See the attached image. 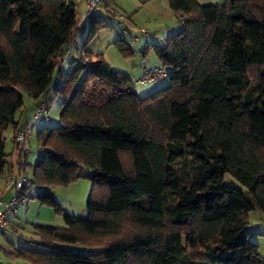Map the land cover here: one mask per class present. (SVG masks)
Listing matches in <instances>:
<instances>
[{
	"label": "trees",
	"instance_id": "1",
	"mask_svg": "<svg viewBox=\"0 0 264 264\" xmlns=\"http://www.w3.org/2000/svg\"><path fill=\"white\" fill-rule=\"evenodd\" d=\"M77 5L0 0V177L29 167L3 136L27 123L17 122L24 91L34 108L60 99L59 124L37 132L31 183L91 181L85 217L38 193L64 226L34 225L37 248L4 253L24 264H264L244 230L250 211L264 214V0H168L184 20L153 48L169 82L145 97L101 55L92 61L88 43L111 17L83 25ZM114 44L130 52L126 38Z\"/></svg>",
	"mask_w": 264,
	"mask_h": 264
},
{
	"label": "rangeland",
	"instance_id": "2",
	"mask_svg": "<svg viewBox=\"0 0 264 264\" xmlns=\"http://www.w3.org/2000/svg\"><path fill=\"white\" fill-rule=\"evenodd\" d=\"M120 1L124 2L123 4L126 5V8H117L113 3L111 4L104 0L102 10L104 13L113 16L114 19L112 18L111 23H106V27L98 31L97 35L89 41L88 47L90 46L93 49L92 52L94 55H101L111 69L130 77L135 92L140 97H145L155 90L165 87L169 80L162 79L147 83H137L141 75V69L144 67H161L153 48L162 46L168 36L177 33L181 29L182 24L173 13V17L169 19L165 10L161 8V4L156 3V1L151 5H148L149 1H140L139 3L137 0ZM213 1L214 3L222 4L225 0ZM105 8L112 12L106 11ZM77 13L81 20L83 13L82 2H79L77 5ZM171 22H174L176 27L171 34H165V32L159 30V28H164L166 23L170 24ZM87 29V26H84L83 31L76 39L80 46H82L86 37ZM140 29L148 30L150 34L141 35V33H139ZM123 30H127L132 34H134V31L139 30V32L134 35L140 37V43L135 41L132 36L123 35ZM122 38L128 40L127 45L130 52L127 54H123L118 49V46L114 44L117 40H122ZM72 50L74 51V49ZM21 94L25 106L31 99L24 91H21ZM52 98L53 95H51V99ZM59 104L60 99H56L52 103L49 100V105L52 107L50 118L40 120L33 127L30 140L31 152L27 157L29 167L25 173L26 179L30 181L26 184V190L24 191L28 200L26 204L13 214V216L11 215L9 217V220L14 224L16 230H7L3 235H0V256L5 262L24 264V262L19 259H10L9 256L4 253V251L8 252L12 249L10 244H13L15 247L37 248V246L33 244L38 241V237L34 233V225L64 226L62 215L57 213L54 207L41 204L36 199L38 193L49 192L57 205L67 214L78 217H85L87 215L86 202L91 190V181L88 177L83 176L67 185L41 186L31 183L33 180L32 167L37 161L39 149L36 138L37 132L43 127H52L59 124ZM9 134L8 130L3 132V136L5 137V151L7 154H10L12 151L11 137ZM13 155L9 158L14 159L15 155ZM6 174L9 173H5L0 177V190L3 188L4 176ZM231 183L240 187L236 181H232ZM244 230L253 234L250 236V239L259 244L260 255L264 258V214L258 210L250 211L249 221Z\"/></svg>",
	"mask_w": 264,
	"mask_h": 264
},
{
	"label": "built area",
	"instance_id": "3",
	"mask_svg": "<svg viewBox=\"0 0 264 264\" xmlns=\"http://www.w3.org/2000/svg\"><path fill=\"white\" fill-rule=\"evenodd\" d=\"M82 1H83V13H82L83 25L84 24L86 25L90 21L99 19L101 17L99 11L103 7L102 5L104 3V0H82ZM105 1L111 4L113 3L112 0H105ZM105 10L109 12L111 11L106 8ZM110 20L111 18H106V23H109ZM183 20L184 18L180 16L179 21L182 22ZM140 32L141 35H146L148 33V31L145 29H141ZM122 33L128 36H132V38L135 40L138 38V36L130 33L127 30H123ZM75 46H76V41H74L71 44V46L67 50H65L63 58L60 62L61 65H63L66 59L71 56V51ZM82 55L84 56L83 52ZM83 59L85 62L87 63L89 62V60L86 57H83ZM166 77H167V72L163 67L143 68L138 83H147V82H152L154 80H162L165 79ZM51 108L52 107L49 105V95H48L47 98L42 99L39 102V104L34 108L24 128L21 131L13 134V138L21 147L23 155L28 156L31 152L30 140L34 125L42 119H47L51 114ZM26 183H27L26 175H21L17 177L9 173L4 176V185L3 188L0 190V235L6 229L11 228V224L9 223V217L13 215L20 207L26 204L28 199L26 195L22 193V189ZM5 194L6 195L8 194V197H4ZM0 264H2L1 256H0Z\"/></svg>",
	"mask_w": 264,
	"mask_h": 264
},
{
	"label": "crops",
	"instance_id": "4",
	"mask_svg": "<svg viewBox=\"0 0 264 264\" xmlns=\"http://www.w3.org/2000/svg\"><path fill=\"white\" fill-rule=\"evenodd\" d=\"M140 1H143V2H146V1H149L148 2V5H151L152 3H155L154 1H156V3H160L161 4V8L163 9V10H165V13H167V15L169 16V19H171L172 17H173V14H172V11H171V9L169 8V5H168V0H137V2L139 3ZM159 1V2H158ZM198 1V3L199 4H218V3H214V1L213 0H197ZM77 2L79 3V2H82L83 3V1L82 0H77ZM112 2H113V4L117 7V8H126V5H124L123 3L124 2H121L120 0H112ZM215 2H217V1H215ZM150 3V4H149ZM147 5V4H146ZM168 9V10H167ZM170 9V10H169ZM170 11V12H169ZM99 13L102 15V17L100 18L101 20L102 19H104V17L106 16V14L104 13V11L101 9L100 11H99ZM111 17V20H110V22L109 23H111L112 22V18L114 19V17L113 16H110ZM116 19H117V17H116ZM79 20H80V17H79ZM81 22H82V17H81V20H80ZM175 23L173 22H171L170 24H167L166 23V25L164 26V28H159V30H161V32H165V34H171V32H173L174 30H175ZM141 30V29H140ZM148 31V30H147ZM139 32V30H136V31H134L133 33L135 34V33H138ZM131 33V32H130ZM139 33H141V32H139ZM148 34H150V32L148 31V33L146 34V35H148ZM164 38V37H163ZM140 37H138L135 41H137L138 43H140ZM82 48V46H80V44L77 42V40H76V46H75V48H74V51L72 50L71 51V54H72V57L70 58V59H68V60H66V63H68V62H70L71 60H73V59H75L76 57H77V55H78V52H79V50ZM88 52H90V53H92V61L93 62H97L98 61V58L93 54V52H92V48L89 46V47H87V49H86ZM68 68V66L66 65L65 66V68H64V70H66ZM143 69V68H142ZM142 69H141V71H142ZM34 105H35V103H34V101H29V103L27 104V105H25L23 108H22V110L18 113V115H17V122H18V127L19 128H21L25 123H26V121L29 119V117L31 116V114H32V111H33V108H34ZM6 130H8L9 131V135H10V137L12 138V136H13V133L11 132V130H10V128H8V129H6ZM11 149H12V144H11ZM3 179V178H2ZM4 197H8V194L6 195L5 194V196ZM13 216V215H12ZM9 222H11L10 220H9ZM12 223V222H11Z\"/></svg>",
	"mask_w": 264,
	"mask_h": 264
}]
</instances>
